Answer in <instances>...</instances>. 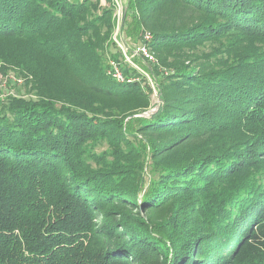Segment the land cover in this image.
<instances>
[{
  "label": "trees",
  "instance_id": "16d2710c",
  "mask_svg": "<svg viewBox=\"0 0 264 264\" xmlns=\"http://www.w3.org/2000/svg\"><path fill=\"white\" fill-rule=\"evenodd\" d=\"M126 4L150 118L116 0H0V264H264V0Z\"/></svg>",
  "mask_w": 264,
  "mask_h": 264
},
{
  "label": "rangeland",
  "instance_id": "374dc122",
  "mask_svg": "<svg viewBox=\"0 0 264 264\" xmlns=\"http://www.w3.org/2000/svg\"><path fill=\"white\" fill-rule=\"evenodd\" d=\"M116 3H117L116 15H117V20H118V25H117L116 32H115L116 40L114 39V42H113L114 50L116 52L115 64L119 66L121 69L123 68L124 70H127L128 72L137 74L141 79H143L147 83V85L152 90L151 99H152V106H154L156 103L155 97L158 96V86H157L155 77L152 74L149 68V65L146 66V64L141 59H139L138 57L132 56L129 52L128 53L125 52L126 48L123 43V41L125 40L126 41L125 43L127 44H132V45L140 44L141 33L138 32L135 26H128L127 29L125 28L126 27L125 25L123 27L121 26L122 13H123V9L125 8V6H127L126 4L127 0H116ZM123 51L127 55L130 63H126V64L123 63V60H124ZM151 65L153 64H150V66ZM3 83L1 82L2 89H4L3 86L5 84ZM6 90H10V89H6ZM8 92L9 91H7L6 93ZM128 132L134 135L135 127L133 125H130ZM144 180L145 182L148 180L147 175L144 176ZM145 188L146 186H144V189Z\"/></svg>",
  "mask_w": 264,
  "mask_h": 264
},
{
  "label": "built area",
  "instance_id": "2783aa9c",
  "mask_svg": "<svg viewBox=\"0 0 264 264\" xmlns=\"http://www.w3.org/2000/svg\"><path fill=\"white\" fill-rule=\"evenodd\" d=\"M151 38V35L148 33H143L141 34V43L138 45H132V44H127L125 43L126 41L124 40V46H125V52H129L132 56L141 58L146 64H154L155 59L153 55L148 51L147 47L145 46V42H147ZM114 39L116 40L115 34H114ZM123 51V56L124 60L123 63H130L127 55ZM114 74L116 77L120 78L121 77V72L120 68L116 65Z\"/></svg>",
  "mask_w": 264,
  "mask_h": 264
},
{
  "label": "water",
  "instance_id": "95a60500",
  "mask_svg": "<svg viewBox=\"0 0 264 264\" xmlns=\"http://www.w3.org/2000/svg\"><path fill=\"white\" fill-rule=\"evenodd\" d=\"M126 12H127V6H125V8L123 9V13H122V24H121L122 27H123V24H124V19H125V16H126ZM122 27H121V29H122ZM155 99H156V103H155L154 106H152V108H150L148 111H146L144 113L135 115V117L150 118L151 115L156 113L157 110L159 109L161 103H162V99H161L159 94H158V96L155 97Z\"/></svg>",
  "mask_w": 264,
  "mask_h": 264
},
{
  "label": "crops",
  "instance_id": "0c3cea01",
  "mask_svg": "<svg viewBox=\"0 0 264 264\" xmlns=\"http://www.w3.org/2000/svg\"><path fill=\"white\" fill-rule=\"evenodd\" d=\"M139 59H141V58H139ZM142 60V59H141ZM143 61V60H142ZM144 62V61H143ZM145 63V62H144ZM146 64V63H145ZM146 66H148V64H146Z\"/></svg>",
  "mask_w": 264,
  "mask_h": 264
}]
</instances>
